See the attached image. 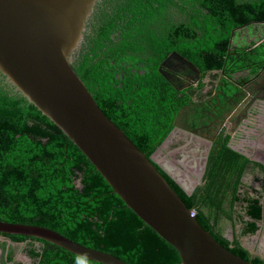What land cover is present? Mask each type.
Instances as JSON below:
<instances>
[{
  "label": "trees",
  "instance_id": "obj_1",
  "mask_svg": "<svg viewBox=\"0 0 264 264\" xmlns=\"http://www.w3.org/2000/svg\"><path fill=\"white\" fill-rule=\"evenodd\" d=\"M252 27L262 28L255 40L233 42ZM184 61L199 73L196 86L184 87L176 76L194 72ZM263 65L264 0H100L72 62L99 109L146 157L175 120L191 128L203 121L205 96L221 92L226 106L239 75L241 83ZM248 172L261 181L257 174H264V166L219 135L191 196L161 174L220 245L244 261L264 264L239 241L254 235L263 219L260 198L241 192ZM222 221L230 223L232 241L223 236ZM0 222L43 227L126 264L180 263L176 250L125 206L85 156L1 74ZM0 236L24 243L33 264H99L38 239Z\"/></svg>",
  "mask_w": 264,
  "mask_h": 264
},
{
  "label": "water",
  "instance_id": "obj_2",
  "mask_svg": "<svg viewBox=\"0 0 264 264\" xmlns=\"http://www.w3.org/2000/svg\"><path fill=\"white\" fill-rule=\"evenodd\" d=\"M98 2L0 0V74L85 156L125 206L176 250L179 264H253L220 245L198 223L193 210L187 208L161 174L186 196H191L201 184L208 150L198 169L194 162L175 160L172 157L175 151L164 154L176 136L175 120L169 135L146 157L103 114L73 70L74 56ZM189 66L199 76L197 69ZM254 79L250 80L251 84L256 83ZM240 98L218 107L227 121L224 126L227 134L233 137L243 128L249 129V122L262 114L257 105ZM246 103L252 106L249 115L239 120L236 114ZM235 120V128L228 129L227 125ZM263 128L264 124L258 126V130ZM229 147L250 161L264 165L246 150ZM0 234L48 242L99 264H126L108 253L89 249L39 226L0 222Z\"/></svg>",
  "mask_w": 264,
  "mask_h": 264
},
{
  "label": "flooded vegetation",
  "instance_id": "obj_3",
  "mask_svg": "<svg viewBox=\"0 0 264 264\" xmlns=\"http://www.w3.org/2000/svg\"><path fill=\"white\" fill-rule=\"evenodd\" d=\"M170 65L174 66V63H171ZM175 66L173 68H176ZM168 71H172V69L168 68ZM177 71L178 70H175V72ZM257 73L259 74L256 75ZM257 73L253 76H250L247 80L242 81L241 83H239V81H241V77L243 76V74H241V76L239 75V78H237L239 80L237 81L238 83L236 81H234L235 84L232 83L236 88V92L234 94L232 93V95L230 96H225L227 98L224 100L225 102L236 101L234 98L240 96L241 97L240 99L244 98L247 103L251 102L252 105L254 106L257 105L259 109L261 108L262 114L257 115L256 119L251 122L253 126L254 125L259 126L260 124H264V65ZM182 74L181 75L177 74L176 76H179L185 85L189 84V86H196L197 82L199 81V76L196 73L193 72L190 74V73H184L182 71ZM253 78H255L254 79L256 81L255 84L250 83V80ZM208 81L209 79L206 78L204 79L203 82L208 83ZM209 89L210 87L206 86L202 91V93L206 94V92ZM222 97L223 96H221V92H217L214 90L210 96H205L200 101V104H202L203 106L205 117L203 121L202 122L200 121L196 127L191 128L187 124L186 126H183L177 122L176 136L167 145L163 153L165 154L168 152L175 151L172 154V157L175 160L194 162L196 165L195 169H198L202 165L203 158L205 157L207 150L209 156V152L211 150L214 141L217 139L219 135H223L229 137V146L234 147L238 151L246 150L247 152L251 153L252 157L264 163V144L260 143L262 137L264 136L263 132L261 131L262 134H259L258 137L253 138L254 144L253 143L252 145L250 144L251 146H249V149H244L241 145H239V139H237V135L235 134L234 137L229 136L227 134L226 128H224L227 121H225V117L221 116L222 113L218 109V107L221 108L222 105L225 104L224 102L223 104L221 101V99H224ZM239 100H237V102ZM247 103L236 114V117H238L239 120L245 115L246 116L249 115L252 106L251 107L247 106ZM236 124L237 121L235 120L233 123H229L227 125V128L230 129L232 127V129H234ZM204 127H206V129H204ZM198 128H203V129L198 130L196 133L191 132L192 130ZM257 176L261 179V181H257V182L254 181V176L251 175L250 172L246 173L242 179V183L244 186L241 189V192L246 191L248 195L260 198V202L263 207V219L258 223L259 229L254 235H256L259 231H261V225L264 223V174L258 172ZM222 225L224 226V227L221 226V228L223 229V236L228 241H232L233 229L231 228L230 223L222 221ZM234 229H235V233L238 234L240 232V224H236ZM252 236L239 237L241 246L244 247L246 250L248 249L244 241V238H248ZM1 244H4L3 248L1 247ZM10 245H14V244L11 243L8 239L0 236V264H19L15 262L14 255L12 253V249L10 248ZM15 245H20L25 247L24 243L15 244ZM9 252H11V256H12L11 262L7 261V256L9 255ZM252 253L253 254L250 253L252 257L258 256L261 259H264V256L260 255L257 249H254V252ZM23 254H24L23 258L28 262H30V264H33V262L26 256L24 251Z\"/></svg>",
  "mask_w": 264,
  "mask_h": 264
},
{
  "label": "rangeland",
  "instance_id": "obj_4",
  "mask_svg": "<svg viewBox=\"0 0 264 264\" xmlns=\"http://www.w3.org/2000/svg\"><path fill=\"white\" fill-rule=\"evenodd\" d=\"M261 27H252L250 29H244L242 34L239 36H244L247 39L255 40L261 34ZM234 43H238L239 45H243L242 42L237 41V38H234ZM244 241L247 245V249L251 252H254V249H257L259 254L264 256V223L261 225V231H259L256 235L248 238H244ZM12 249V253L14 255V259L16 263L19 264H30L27 260L23 258V246L20 245H10Z\"/></svg>",
  "mask_w": 264,
  "mask_h": 264
},
{
  "label": "crops",
  "instance_id": "obj_5",
  "mask_svg": "<svg viewBox=\"0 0 264 264\" xmlns=\"http://www.w3.org/2000/svg\"><path fill=\"white\" fill-rule=\"evenodd\" d=\"M249 40H251V39H249ZM237 41L242 42L243 45H244L245 42L248 41V39H246L245 37L241 36V37H237ZM249 125H250L249 129H247L245 131L244 130L245 128H243V130L238 131V133L236 134L237 135V139H239V145H241L244 149H249V146H251L252 143H253V138H256V137L259 136V134H262L261 130H258V126H256V125L253 126L251 123H249ZM262 132H263V135H264V128H263ZM260 143L264 144V136L262 137V140L260 141Z\"/></svg>",
  "mask_w": 264,
  "mask_h": 264
}]
</instances>
